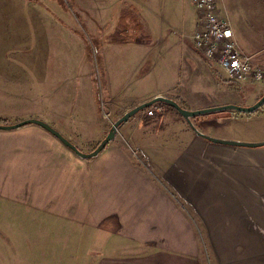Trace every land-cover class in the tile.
<instances>
[{
  "label": "crops",
  "instance_id": "obj_1",
  "mask_svg": "<svg viewBox=\"0 0 264 264\" xmlns=\"http://www.w3.org/2000/svg\"><path fill=\"white\" fill-rule=\"evenodd\" d=\"M13 3L15 29L24 30L25 35L15 33L5 49L27 55L53 54L59 58L48 64L65 71L81 70L82 63L78 64L82 56H90V50L94 49L92 55L97 57L90 58L92 64L107 70L110 43L101 37L109 22L103 25L104 18L77 15L73 6L60 0ZM24 7H28L26 18L17 11ZM109 7V2L102 5V9ZM3 24L7 25V20L0 17V29ZM80 27L83 32L90 28L92 36L84 32L87 38L81 40ZM105 79L103 92L110 99L106 102L114 100L120 104L117 120L158 96L171 98L191 111L219 106L211 103L186 106L171 91H159L136 101L115 92L113 84L108 87ZM263 93H258L255 103ZM161 106V113L147 116L142 112L124 123L116 138L90 160L80 158L39 125L0 129V198L13 208L35 209L58 217L67 229L79 233L78 240H85L92 248L91 252L86 249L80 254L81 258L89 256L91 264L189 262L179 260L177 253L184 250L182 255H185L199 247V234L192 217L195 213L203 217L207 240L216 245L213 231L218 232L219 241L225 240L206 216L212 214V208L220 207L227 172L235 178L241 163L234 159L227 162L226 156L236 153L231 146L197 136L176 110ZM218 113L197 116L192 122L200 132L214 138L264 142V134L258 138L254 135L257 132H227L221 127L223 123L251 115ZM29 119L50 125L87 154L105 139L112 127L107 126L101 114H0V125L10 126ZM257 153L263 154L264 150ZM51 205L58 207L53 209ZM86 232L89 235L84 238Z\"/></svg>",
  "mask_w": 264,
  "mask_h": 264
},
{
  "label": "rangeland",
  "instance_id": "obj_2",
  "mask_svg": "<svg viewBox=\"0 0 264 264\" xmlns=\"http://www.w3.org/2000/svg\"><path fill=\"white\" fill-rule=\"evenodd\" d=\"M14 1L0 0V17L7 20L0 29V51L4 50L0 55V114H101L107 126H113L121 108L114 100L106 102L110 99L103 92L105 78L108 87L113 84V90L126 98L137 101L171 91L186 106L211 103L248 108L264 91V84H233L222 69L196 51L192 43L196 17L190 0H60L73 6L77 15L102 17L106 20L103 25L109 22L101 37L110 43L107 70L92 64L90 58L97 56L91 49L90 56H82L79 71L49 65L59 58L53 54L27 55L5 49L15 33L25 35L13 23ZM107 1L110 7L102 9ZM219 10L230 22L239 47L264 66V0H220ZM17 11L26 18L28 7ZM89 29L84 32L92 36ZM84 32L81 29V40L87 38ZM221 127L227 132L264 134V106L249 118ZM231 148L236 153L226 156L227 162L234 159L241 165L235 178L225 174L220 207L206 216L225 240L219 241L217 231H213L216 245L207 240L203 217L195 213L199 247L185 255L178 250L179 260H189H178V264H264V153H257L264 147ZM15 208L0 198V264H91L89 256L81 258L80 254L92 248L58 217Z\"/></svg>",
  "mask_w": 264,
  "mask_h": 264
},
{
  "label": "built area",
  "instance_id": "obj_3",
  "mask_svg": "<svg viewBox=\"0 0 264 264\" xmlns=\"http://www.w3.org/2000/svg\"><path fill=\"white\" fill-rule=\"evenodd\" d=\"M197 20L193 46L206 60L222 68L230 81L240 85L264 84V66L243 55L235 41L230 22L218 13L217 0H190ZM155 105L147 116L161 113Z\"/></svg>",
  "mask_w": 264,
  "mask_h": 264
},
{
  "label": "water",
  "instance_id": "obj_4",
  "mask_svg": "<svg viewBox=\"0 0 264 264\" xmlns=\"http://www.w3.org/2000/svg\"><path fill=\"white\" fill-rule=\"evenodd\" d=\"M157 104H164V105L174 108L188 122V124L190 125V127L193 129V131L196 133L197 136L203 139H206L212 143L233 146V147H246V148L264 147V142L247 143V142H241V141L221 140V139H217L214 137H210L200 132L192 122V119L197 116L209 115V114H214L218 112H226V111H236L241 114L252 115L254 113H257L264 106V94L254 105L248 108H242L236 105H224V106H217V107L200 109V110H192V111L183 108L177 101L171 98H167L164 96L155 97L154 99L133 108L132 110L124 114V116H122L120 119H118L111 127L105 139L98 145V147L94 151L88 154L81 152L72 142H70L67 138H65L62 134H60L53 127L42 122L41 120L29 119V120H25L23 122L10 125V126L0 125V129L1 130H15V129H19L29 124L39 125L43 127L44 129H46L47 131H49L55 137H57L63 144H65L68 148H70L73 152H75L80 158L85 159V160H90V159L97 157L116 138L119 128L124 123L128 122L135 115L140 114Z\"/></svg>",
  "mask_w": 264,
  "mask_h": 264
},
{
  "label": "trees",
  "instance_id": "obj_5",
  "mask_svg": "<svg viewBox=\"0 0 264 264\" xmlns=\"http://www.w3.org/2000/svg\"><path fill=\"white\" fill-rule=\"evenodd\" d=\"M160 105L166 106L167 108H169V109H171V110H175L174 108H172V107H170V106H167V105H164V104H160ZM97 147H98V146H97ZM97 147H96V148H97ZM96 148H95V149H96ZM95 149H94V150H95ZM94 150H93V151H94Z\"/></svg>",
  "mask_w": 264,
  "mask_h": 264
},
{
  "label": "flooded vegetation",
  "instance_id": "obj_6",
  "mask_svg": "<svg viewBox=\"0 0 264 264\" xmlns=\"http://www.w3.org/2000/svg\"><path fill=\"white\" fill-rule=\"evenodd\" d=\"M233 112H236V111H233ZM238 113V112H237ZM239 114H241V113H239Z\"/></svg>",
  "mask_w": 264,
  "mask_h": 264
}]
</instances>
